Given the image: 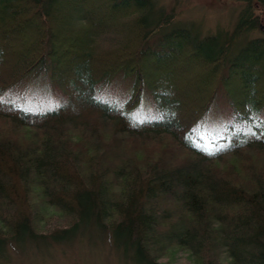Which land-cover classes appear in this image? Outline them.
Segmentation results:
<instances>
[{"label": "trees", "instance_id": "1", "mask_svg": "<svg viewBox=\"0 0 264 264\" xmlns=\"http://www.w3.org/2000/svg\"><path fill=\"white\" fill-rule=\"evenodd\" d=\"M241 1L231 32L201 35L154 0H0V250L96 226L137 264H174L178 250L264 264V36L248 37L264 35V0ZM46 69L66 105L1 98ZM122 71L135 75L125 108L95 100V83ZM145 87L159 120L127 112ZM220 89L235 116L207 149L194 127Z\"/></svg>", "mask_w": 264, "mask_h": 264}, {"label": "rangeland", "instance_id": "2", "mask_svg": "<svg viewBox=\"0 0 264 264\" xmlns=\"http://www.w3.org/2000/svg\"><path fill=\"white\" fill-rule=\"evenodd\" d=\"M156 9L174 11L175 17L170 25L184 26L200 31L201 35H213L219 31L231 32L246 3L241 0H154ZM264 11L261 14V19ZM263 30V29H262ZM264 31V30H263ZM250 34V35H249ZM249 38L264 36L255 30ZM135 75L119 72L112 80L95 83L93 96L109 106L125 108L134 83ZM1 98L27 111L45 113L58 110L70 101L52 78L48 69L31 73L14 85L4 89ZM129 116L139 122L155 121L162 118V112L154 105L151 90L143 89L141 101L127 111ZM235 113L223 89H220L211 106L194 127V141L214 149V141L224 135L234 120ZM264 119V107L255 113ZM242 125L241 123H239ZM57 223L50 225L51 229ZM166 255L161 262L167 261ZM172 259V258H171ZM174 264H196L197 259L188 251L178 250L173 256ZM0 264H137L131 253L116 246L110 231L96 226L84 227L66 241L51 238L40 242L9 241L0 250Z\"/></svg>", "mask_w": 264, "mask_h": 264}, {"label": "water", "instance_id": "3", "mask_svg": "<svg viewBox=\"0 0 264 264\" xmlns=\"http://www.w3.org/2000/svg\"><path fill=\"white\" fill-rule=\"evenodd\" d=\"M260 26L264 30V13L262 15V19H261V22H260Z\"/></svg>", "mask_w": 264, "mask_h": 264}]
</instances>
